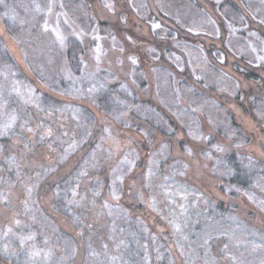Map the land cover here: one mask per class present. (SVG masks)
I'll return each instance as SVG.
<instances>
[{"label": "rangeland", "instance_id": "rangeland-1", "mask_svg": "<svg viewBox=\"0 0 264 264\" xmlns=\"http://www.w3.org/2000/svg\"><path fill=\"white\" fill-rule=\"evenodd\" d=\"M61 1L83 27L93 14L136 34L146 55L140 69L134 48L109 39L98 43L91 61L131 77L149 100L139 109L146 121L134 131L112 124L103 138L105 113L87 103L96 111L95 128L81 137L70 99L52 74L35 69L44 59L58 70L61 35L44 28L40 8L27 0L13 1L14 30L8 33L0 9V264H108L109 249L115 264H264V0ZM168 41L186 53L197 81L173 80L184 59L167 50L162 56ZM149 77L151 90L139 83ZM55 92L65 103L56 124L52 115L43 116L57 107L44 104L43 96ZM147 120L157 128L153 138L144 134ZM44 139L54 143L48 147ZM58 145L69 147L70 160L61 168L55 167ZM234 152L249 163L247 188L227 180L232 171L225 157ZM96 154L121 156V174L108 185L94 180L99 198L85 209L76 201L80 190L61 193L55 183L70 169L95 167ZM128 185L133 190L124 196L120 189ZM142 225L155 240L152 251L137 261L135 253H143L149 240L142 246L136 240L135 250L122 256L118 243L130 246L136 233L147 238Z\"/></svg>", "mask_w": 264, "mask_h": 264}, {"label": "trees", "instance_id": "trees-1", "mask_svg": "<svg viewBox=\"0 0 264 264\" xmlns=\"http://www.w3.org/2000/svg\"><path fill=\"white\" fill-rule=\"evenodd\" d=\"M13 1L14 0H0V9L2 13L1 16L5 29L8 33H12L14 30V19L12 17L16 16V13L14 10ZM27 1L30 3V7H32L33 10H38V8H40L39 15L42 19L44 28L54 29L56 34L61 35L59 37H61V56H63V58L60 59L58 70L53 71L47 61H45L44 59L41 63L42 66L40 67V65L37 64V67H35V69L40 74H52V78L54 80L53 82L56 83V88L61 91L64 96L70 99L69 103H71L72 107L75 109V111H77L78 117L80 119L77 121L78 125L80 126L79 133L81 134V137L83 135L89 134L95 128L94 120H96V111L92 109V107L86 106L87 103H95V109L105 113L106 123L103 125L105 128V131L102 135L103 138L105 137L106 130H110L112 124H115L117 127H121L125 130H141L143 126L142 123L146 120L142 118L139 109L142 103H147L149 100L143 99L140 96V94L136 90L137 88L135 86V83L133 82V80H130L131 77L124 79L120 78L112 70L92 63L94 58L93 53L96 52L99 46L98 43L101 40L109 39L111 43L118 44L119 42L123 47L126 46L129 49L134 48L132 50V53L133 55L137 56V58H139L136 60V62H140L137 64L135 63V69H140L139 67L141 61L143 60V58H146V55L142 52L140 47H138L139 43L136 40V34L131 30L122 28L118 23L99 19L93 14L89 15L88 27H83L80 21L71 17L70 13L64 7L61 0H52V3H50L49 6H44V4L42 5L40 3V0ZM159 13L164 16V13L161 10H159ZM125 17V14H121L122 20H125ZM149 18H152L155 21L157 19V16H155L151 11L149 13ZM63 24L68 25L69 27H67L72 30V33L70 35L66 32V27L63 29ZM177 34L178 36H180L179 32H177ZM185 40L188 39L185 38ZM70 42H72V44ZM168 42L169 43L165 47L162 56H165V50H167L171 51V53H177L179 56H181V58L184 59L183 70H176L178 76L174 75L173 80L175 82H183L187 79L193 82H195V80L197 81L199 78L196 76L197 73L191 68L186 53L178 46L173 44V42ZM73 48H75V50H73ZM208 52L209 50L207 51V53ZM236 69L240 73L245 74V76L249 79H259L258 74H256V72L252 70H247L240 66H236ZM143 82L140 81L139 83L142 84V86H144V84L146 83L148 86L147 90L152 89L153 82L150 77L148 79L143 78ZM90 94H93V96L95 97L94 101L90 98ZM43 99L44 104L55 103L57 105V107L52 106V109L47 108L48 110L50 109L52 114H50L51 112L48 113L47 110L43 112V116L48 114L49 116L52 115L50 118L53 119L56 124L59 118L60 105L65 103L60 100V96L56 92L55 94L48 93L44 95ZM162 128L163 126L158 127L159 130H162ZM155 129L157 128L153 127V123H150L147 120V125L145 127V130L143 131L144 134L148 136V138H153ZM43 143L48 145L49 147L50 145H52V143H54V141L53 139H44ZM102 144L104 145V142H102ZM68 148V145H58L55 156L56 163L58 164L56 166L54 165L55 167L61 168L66 166V164L70 160V157H67L66 155ZM82 148L83 146L81 145L80 149ZM94 155L93 160H91L92 164L95 162ZM96 156H99V159L96 162L97 165H95V167L82 169L79 173H75L73 169H70L69 172L71 173L68 172V175L64 174V176L61 175V177L56 178V182L59 181V183L57 182L55 183V185L58 184L57 186L62 189L61 193H64L65 190H70V188H72L74 191L80 190V197H77L76 201L79 200L80 204L84 206L85 209L90 208V205L93 206V200H98L99 198L96 196V190L93 186L95 182L94 180H98V182L102 181L103 183H106V185H108L113 180L118 178L121 174L120 166L116 164L117 162H119L121 156L106 159L102 158L101 154H96ZM225 159V161L227 162V168L229 167L232 171L229 175V178H227L228 182L231 185H236L240 188L249 187L251 184L252 174H244L246 173V167L249 164L247 163L248 161L246 162L245 156L240 155V157H238L236 152H234L231 155L226 156ZM105 162L109 164H105ZM138 163L142 166L145 165L143 161H139ZM86 169H88V171H86ZM138 177H140V175H138ZM50 185L53 187L52 182L50 183ZM130 190L132 191L133 189H130L129 187V189H127V192L123 190V188H121L120 192L124 196H129ZM127 204L130 207L132 206L135 210L143 208L142 205L137 206L134 204ZM109 205L113 204L109 203ZM107 206L108 204H105V206L103 207ZM76 214H78V218H80V212L78 211ZM82 222L83 220H80V223ZM82 225H84V223H82ZM142 230L144 232V227L142 228ZM144 235L147 236V238H144L143 236V238H141V236L136 233L137 239H135L128 247H126L125 242L118 243V250L120 251L121 255L124 256L126 250H135L136 240H139V246L144 245L146 239V241L149 240V243L147 244V246H145L143 253L140 252V250L137 251V254L135 253V259L137 261L140 256L146 253V250L152 251V242L155 241L153 239V235H150V233H147V231L144 232ZM136 248L140 249L138 246ZM104 253L107 255H105L106 257L103 260L107 262L110 261L111 263L115 264L114 259L111 258V254H114L115 250L109 249ZM137 255L139 256L136 257ZM93 260H97L96 257L93 258ZM96 262V264H99V261ZM110 262H108V264H111ZM124 263L125 262L123 260V264Z\"/></svg>", "mask_w": 264, "mask_h": 264}, {"label": "snow or ice", "instance_id": "snow-or-ice-1", "mask_svg": "<svg viewBox=\"0 0 264 264\" xmlns=\"http://www.w3.org/2000/svg\"><path fill=\"white\" fill-rule=\"evenodd\" d=\"M109 7H111V5H108ZM156 27H159V25H156Z\"/></svg>", "mask_w": 264, "mask_h": 264}]
</instances>
